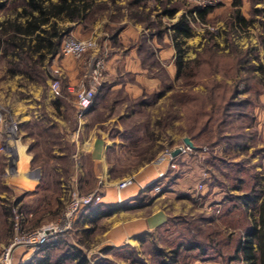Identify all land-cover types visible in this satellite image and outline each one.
<instances>
[{
    "label": "rangeland",
    "instance_id": "1",
    "mask_svg": "<svg viewBox=\"0 0 264 264\" xmlns=\"http://www.w3.org/2000/svg\"><path fill=\"white\" fill-rule=\"evenodd\" d=\"M15 1L0 0V5H4L0 9L1 23L14 18L12 3ZM92 1L94 6L84 22L64 25L71 28L67 36L78 40H93L96 45L94 50L87 52L80 60L65 57L81 65V73L75 83H70L66 77L64 80L61 71L55 68L56 65L51 67L56 57L62 58L60 48L54 59H46L41 66L34 65L32 69L29 61L20 64L10 56L0 55V116L4 121H15L20 125L18 140L10 141L12 146L9 144L13 148L11 156L6 154L0 157V252L12 238L16 214L33 210L32 219L24 222V228L29 231L59 221L72 189L65 193L61 185L54 188L53 182H61L68 187L75 176V161L72 159L77 139L75 135L78 137L81 124L91 131L96 123L108 121L109 117L117 121L121 109L116 100H122L121 104L127 105L125 111L131 112L132 118L127 121L118 120L119 127L106 124L100 130L116 136L118 128H121L123 135L131 136L132 140L121 141L130 150L128 153L121 151L118 157L110 156L109 164L112 167L109 176L119 181L132 179V188L138 185L135 180L137 168L142 164L150 165L161 151H176L184 144L182 139L190 141L185 131L189 118L188 108L196 104H221L223 113L222 110L218 111L219 114H214L212 119L222 122L218 136L234 140L245 138L246 149L238 148L227 153L223 146L210 150L208 144H202V140L196 141V146L192 144L190 154L175 160V170L166 167L162 171L166 174L165 179L161 180V193L150 188L138 197L139 203L144 206L150 204L151 196H155L153 199L168 193L175 196L172 202L166 200L157 203L158 208L164 209L167 216L161 227L150 234L141 235L138 243L114 248L107 243L103 219L90 225L85 222L87 214L84 213L70 232L47 245L53 246L48 252V264H76L75 260L66 259V256L74 252L72 248L80 250L88 264H169L178 246L181 248L178 250L176 264H236L228 262V257L233 253L246 220L238 210L235 213L233 211V217H219L220 210L229 208L233 203L211 204L206 208L204 200L211 196L215 182L224 187L242 183L243 192H246L256 174H260L256 168L261 165L264 173V0ZM235 2L238 8L234 7ZM205 8H212L205 23L198 20L196 14L192 16L195 19L190 22L192 37L186 43L187 51L183 60L193 61L198 54H203L211 46V35L217 47L216 57L214 53L206 55L211 57L212 63L210 60L204 63L199 75L186 84L187 81L176 79L175 50L171 56L164 58H161V51L169 49L168 44H172L171 25L182 14L188 10ZM236 9L241 17L251 22L248 27H239L237 24L231 26ZM172 10H176L172 18L164 14ZM19 12L21 9L18 8ZM125 21L141 26L136 40L117 37L123 31L124 25L121 23ZM134 49L140 54L141 68L156 80L155 87L136 100L128 101L119 91L109 94L106 85V109L90 118L87 114L83 123L78 122L76 94L68 89L75 91L79 84L87 82L91 63L96 59H103L105 64L101 90L107 76L116 79L115 76L120 72L122 77L119 79L130 84L133 78L123 72V61L119 64L114 58L124 57ZM237 53L246 54L250 65L254 67L253 73L246 75L236 68L234 59ZM52 70H57L60 78L58 95L51 90ZM236 74L237 77L232 78ZM243 76L247 84L238 80ZM233 92H236L235 96ZM99 93L94 100L95 104L102 100L98 98ZM110 104H113V110L109 109ZM140 104L145 107L141 108ZM193 115V112L190 113V120ZM177 141V148L165 149ZM132 143H137L134 152ZM203 149L207 152L203 153ZM21 155L28 171L26 156L31 158L30 169L37 170L41 179L42 186L33 196L27 197L21 185L9 180L20 176ZM235 164H242L246 169L239 170ZM83 165L88 180L85 188L78 191L83 195L99 192L103 196L105 190L91 176L88 171L90 165L85 161ZM203 174L207 177L202 182ZM7 182L10 188L5 185ZM199 185L202 186L201 190ZM229 199L231 201L232 196L226 200ZM235 204L240 206V203ZM90 228H93L91 235H84V230ZM192 241L202 245L204 255L198 251L185 250V246ZM156 250L163 252L161 257L156 256ZM45 251V247L35 253L20 248L14 252L12 264H26L34 258H43Z\"/></svg>",
    "mask_w": 264,
    "mask_h": 264
},
{
    "label": "trees",
    "instance_id": "2",
    "mask_svg": "<svg viewBox=\"0 0 264 264\" xmlns=\"http://www.w3.org/2000/svg\"><path fill=\"white\" fill-rule=\"evenodd\" d=\"M12 5L14 18L0 23V55L10 56L20 64H27V61H29L30 68L32 69L34 65L41 66L46 59L52 60L58 55L62 40L71 32L70 26L64 25H77L84 22L90 15L94 3L92 0H16ZM3 7L4 5L1 4L0 9ZM234 7L238 8L236 2L234 3ZM18 8L21 9L19 13H17ZM211 11L212 8L188 10L186 14H182L171 25V40L175 50L176 79H183L187 81L186 84L199 75L204 63L209 62L211 57L208 58L206 55L214 53V57H216L217 47L214 42V36L211 35L209 38L211 46L205 49L203 54H198L193 61L184 62L183 60L187 51L185 40L192 37L190 22L195 20L192 16L196 14L197 19L205 23L206 17ZM175 13L176 10L164 12L170 18ZM20 20H24V24H21ZM235 24L239 27H248L251 22H247L241 17L239 10L236 9L232 15L231 26L233 27ZM212 47L215 48V52L211 50ZM236 57L234 63L237 69H241L246 75L254 72V67L250 65V60L246 58L245 53H237ZM210 62L212 63V59ZM234 77L236 78L237 74L232 78ZM238 80L246 84L248 83L244 76ZM233 93L234 95H232L235 96L236 92ZM56 107L59 109L58 104ZM187 111H189V118L190 113L193 112L194 114L191 120L188 118L187 128L185 129L193 145H195L196 141L202 140V144H208L207 148L210 150L223 146L227 153L238 148L242 150L247 148L245 138V140L243 138H235L234 140L231 137L222 138L218 136L219 132H221L220 127L222 122L219 120L213 121L212 119L214 118V114H219L218 111L223 113L224 109L221 107V104H196L188 108ZM236 167L239 170L246 169L242 164H237ZM248 197L250 198L247 202L248 204L244 202L243 207L235 204L238 203V200L241 201L242 198L239 197L236 199V202L234 200L230 201L233 205L229 208L224 206L225 209L223 208L218 213L220 218H226L233 217L231 215L232 212L239 210L246 220L240 237L236 241L233 253L228 257V262L264 264V189L261 187L258 176L256 179L254 177L253 188L249 192ZM260 200L261 202H258ZM250 208H252V213L249 216L247 213ZM85 213L87 214L85 219L90 218L89 224L95 225L98 221L110 217L113 212L102 205H98L88 208ZM92 230L93 228H90L84 230L83 233L84 235H91ZM51 248L53 246H46V251L44 252L46 254L43 258H34L36 259L35 262L33 259L26 264H48V252L51 251ZM180 248L181 246H178L172 253L171 263L169 264L177 263L176 259ZM72 249L74 252L70 256H66V259L75 260L76 264H88L80 250L76 248ZM185 250L198 251L200 255L205 254L202 245L196 241L189 242L185 246ZM162 253L161 250H156L157 257H161ZM161 264L167 263L161 262Z\"/></svg>",
    "mask_w": 264,
    "mask_h": 264
},
{
    "label": "crops",
    "instance_id": "3",
    "mask_svg": "<svg viewBox=\"0 0 264 264\" xmlns=\"http://www.w3.org/2000/svg\"><path fill=\"white\" fill-rule=\"evenodd\" d=\"M97 1L105 2L106 0ZM136 2H139V0H136ZM20 23L24 24V20H20ZM121 24L124 25V29L117 37L121 38L124 36V40L126 38L136 40V38L140 34L141 26L137 25L135 22L127 21ZM114 39L116 40V37ZM188 40H185V45H187L186 43ZM166 42L167 41H165V44ZM170 44H168L169 49L161 51V58H164L168 55L171 56L172 53H174L173 43L171 45ZM61 56L62 58L56 57V59L53 60V66L51 67L54 68V65H56L55 68L61 71L62 75L64 76V80L66 77L70 83H75L79 74L81 73V65L79 64V62H72L70 60L68 61L65 56ZM114 59L119 61V64L121 61H123V64H121L124 67L123 72L126 75L132 77L133 80L130 82V84L124 82V79L120 80L119 78L122 77V72L115 76L116 79L107 76L105 78L103 89L99 93L100 96L98 95L99 100H101V98L102 100L98 104H95L96 101L94 102V104H92L88 112L89 118L96 113L103 112L106 109V105H104L105 92L107 89L106 85L108 86L109 94L115 91H119L118 93H121V95L127 97L128 101L136 100L141 95H143V93L150 92V90L155 87L156 80L151 78L148 75L147 71L141 68V65L139 63L141 59L140 54L136 49L130 51V53L124 57H115ZM116 101L117 104L119 103L118 105L121 109L118 120L127 121L129 118H132V113H127L125 111L127 109V105L121 104V102H123L122 100ZM140 107L143 108L145 107V105L140 104ZM109 109L113 110V104H110ZM118 120L114 121L113 117H109L108 121H103L99 124L96 123L91 131L86 130V126L84 124H81L78 131V137L75 141V153L72 155V159L75 161V176L74 178H72L68 187H65L61 182H53L54 188H58L61 185L62 191H65V193L73 187L77 188L80 191L85 188L86 180H88L87 170L84 168L83 161L87 162L90 165V169L88 171H90L91 176L98 183V185L100 184L99 186H101V188L105 190L104 195L102 196L103 207L108 210H112L113 212L110 217L103 219L102 226H105V234L107 237L108 245L114 248L125 247L129 245V243H138V238L141 235L150 234L151 232L161 227L166 222L167 216L164 209L158 208L157 203L166 200L172 202L175 199V196L173 194L168 193L157 199H153L155 196H151L152 198L149 200V202L151 201L149 205L145 204L144 206H142V204H140L138 201V197L141 196L142 193H145L144 190L141 189V187L144 188L147 186H151L155 182L157 174L166 169V162L160 158L162 151L155 156L150 165L142 164L139 168L136 169L135 180L138 184L137 186H134L133 188L130 187L119 193L116 191V185L120 181L110 179L109 173L112 165L109 164V158L110 156L118 157L120 154L119 152L121 151H125L128 153L130 150L126 147L124 142L121 141L124 139L129 140L131 136L123 135L121 132V128H118V133L115 136L111 135L109 132L101 131L100 127L106 126V124H116V126L119 127ZM83 122L84 120L82 121V123ZM169 137L172 139L171 135ZM183 140L184 139H182L181 141ZM137 143L131 144V146L133 147V152L137 150ZM9 144H11V146L13 145L12 142H9ZM177 146H179L178 141L173 143L172 146L165 147V149H175L177 148ZM22 156L23 155H21V161L19 162L20 166L22 167L20 176L11 177L9 178V180L21 185L24 191L23 193L27 194V197L33 196L42 186L41 179L38 175L37 170L33 171L30 169V166L32 164L31 158L26 156L27 164L29 163L28 171L25 167ZM256 170L260 174H256L255 178L257 176L259 177L261 187L264 189V180H262V177H264V173L262 172V166H258ZM214 184L215 185L213 186L211 196L204 200V207L206 208L210 207L211 204H229L228 202H230L231 198L229 199V201H227L226 199H228V197L230 196H232V200H234V202H236L237 198L241 197L242 199L241 201L238 200V203H240V206L243 207L244 202L247 203L249 201L250 198L248 197V195L253 188V183H251L248 191L243 192L242 183L234 186L226 185L225 187L221 185V183L218 184L217 182H215ZM5 185L10 188V184H8V182ZM233 195L235 196V198ZM224 199L226 200V202L221 203L222 200L225 201ZM261 200L258 202H261ZM234 213L232 212L231 215L233 216ZM251 213L252 208L248 210L247 214L250 216ZM23 215L25 216V222H29V220L32 219L33 210L28 213H23ZM89 219L90 218L85 219V222L89 223ZM236 264L240 263L237 262Z\"/></svg>",
    "mask_w": 264,
    "mask_h": 264
},
{
    "label": "built area",
    "instance_id": "4",
    "mask_svg": "<svg viewBox=\"0 0 264 264\" xmlns=\"http://www.w3.org/2000/svg\"><path fill=\"white\" fill-rule=\"evenodd\" d=\"M96 47L93 40H78L72 36H65L60 45V54L65 57H71L75 60H80L87 52L94 50ZM105 70L103 59L93 60L90 66V73L85 84H79L76 90L68 89L70 92L76 94V118L78 122H82L84 117L88 114L97 94L101 90L102 74ZM52 86L51 90L58 95L61 84L58 79L59 74L57 70H52ZM20 132V125L15 121H4L0 116V157L12 154L13 148L9 146L11 140H18ZM77 138V135H75ZM193 148L183 144L176 149L177 156H173L174 150H164L161 154V159L166 162L167 169L175 170V160L178 157L188 155ZM203 153L207 150L203 149ZM166 172H160L151 186L141 189H150L156 193L163 191V183L161 180L165 179ZM207 175L203 174L202 182ZM134 185L132 179H125L117 184V192H121ZM199 190L202 186L199 185ZM102 203V196L99 192H92L86 195L81 194L77 188L73 187L68 194V199L63 215L59 221L51 225H44L35 231L26 230L24 227L25 218L23 214H16L13 223V234L9 244L0 252V264H12L13 254L17 249H26L35 253L40 249L46 247L50 242L64 236L70 232L78 219L86 210L92 206H98Z\"/></svg>",
    "mask_w": 264,
    "mask_h": 264
},
{
    "label": "water",
    "instance_id": "5",
    "mask_svg": "<svg viewBox=\"0 0 264 264\" xmlns=\"http://www.w3.org/2000/svg\"><path fill=\"white\" fill-rule=\"evenodd\" d=\"M183 142H184V144L187 145L188 147L193 148L192 143L189 141V139L186 138V139H184ZM177 154H178V151H177V150L173 152V156H174V157L177 156Z\"/></svg>",
    "mask_w": 264,
    "mask_h": 264
},
{
    "label": "bare ground",
    "instance_id": "6",
    "mask_svg": "<svg viewBox=\"0 0 264 264\" xmlns=\"http://www.w3.org/2000/svg\"><path fill=\"white\" fill-rule=\"evenodd\" d=\"M11 141H13V140H11Z\"/></svg>",
    "mask_w": 264,
    "mask_h": 264
}]
</instances>
